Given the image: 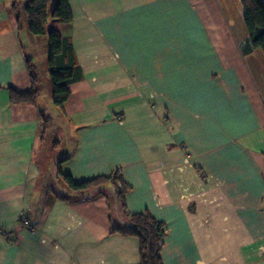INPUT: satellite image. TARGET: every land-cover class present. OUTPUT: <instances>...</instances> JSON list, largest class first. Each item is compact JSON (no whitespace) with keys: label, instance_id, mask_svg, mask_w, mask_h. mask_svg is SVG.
<instances>
[{"label":"crops","instance_id":"1","mask_svg":"<svg viewBox=\"0 0 264 264\" xmlns=\"http://www.w3.org/2000/svg\"><path fill=\"white\" fill-rule=\"evenodd\" d=\"M14 1L0 0V264H141L138 237L112 231L128 225L113 185L66 199L59 167L78 181L123 168L127 209L165 225V264H264V51L243 53V15L227 0H70L73 20L49 28L84 77L49 113L48 38ZM28 57L36 103H12L10 87L33 88ZM44 173L63 193L40 189Z\"/></svg>","mask_w":264,"mask_h":264},{"label":"trees","instance_id":"2","mask_svg":"<svg viewBox=\"0 0 264 264\" xmlns=\"http://www.w3.org/2000/svg\"><path fill=\"white\" fill-rule=\"evenodd\" d=\"M243 17L248 29L247 38L241 43L244 54L252 53L261 48L264 51V0H241ZM18 1L14 7L18 9ZM25 14L29 30L34 35H46L48 38L47 64L51 79L53 101L63 108L69 99L71 91L69 85L84 77V70L78 61L73 43L69 36L60 30L49 28V20L53 18L60 22H71L73 11L70 0H28L25 4ZM33 88L21 92L10 87L12 103L35 104L39 93L35 82L37 68L32 58H27ZM43 111V110H42ZM44 132L50 124V117L41 113ZM60 175L66 183L69 192L66 199L88 198L98 193H107L106 186L112 184L116 199L122 206L128 225L124 228L113 226L112 231L120 230L124 234L134 235L140 241L141 264H165L162 257V247L166 234L163 222L154 217L150 212H131L127 208L126 193L131 185L124 177L123 168H116L110 175H98L86 180H75L72 175L63 173L59 167Z\"/></svg>","mask_w":264,"mask_h":264},{"label":"rangeland","instance_id":"3","mask_svg":"<svg viewBox=\"0 0 264 264\" xmlns=\"http://www.w3.org/2000/svg\"><path fill=\"white\" fill-rule=\"evenodd\" d=\"M225 3V1H223ZM227 9L230 12V14H232L233 16V22L235 23L238 19L240 20V16L243 15V6H242V2L241 0H227ZM239 14V15H238ZM239 16V17H238ZM243 22V26L245 25V22L242 20ZM41 36V35H39ZM261 49V48H260ZM40 51V49H38ZM262 50V49H261ZM40 57L41 55H39V62H40ZM41 74H42V81H46V79L48 80L49 78V70L48 68L43 69L41 68ZM38 100L40 101V104L46 109L47 112L51 113L50 109L52 107H56V105H53V97H52V93L50 91V85H44L42 90H41V94L40 97L38 98ZM52 103V106L48 108V104ZM229 115V117H233L235 116V111L229 112L227 113ZM53 126H59L57 119L53 122L52 124ZM45 188H49L52 191L56 190L59 193H63V183L61 180H57L56 178H51V177H47V173H44L42 175L41 181H40V189L44 190ZM107 191V189H106ZM108 194H111V205L114 207V216H117V202L115 201V199L113 198V193H111L108 190Z\"/></svg>","mask_w":264,"mask_h":264}]
</instances>
